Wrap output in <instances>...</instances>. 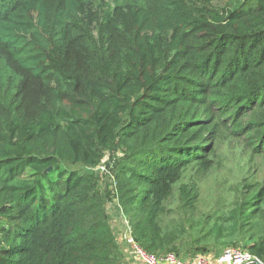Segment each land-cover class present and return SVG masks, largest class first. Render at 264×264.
<instances>
[{
  "label": "trees",
  "instance_id": "16d2710c",
  "mask_svg": "<svg viewBox=\"0 0 264 264\" xmlns=\"http://www.w3.org/2000/svg\"><path fill=\"white\" fill-rule=\"evenodd\" d=\"M222 139L264 155V0H0V264H123L114 203L158 253L178 184L192 256L264 261V181L182 182Z\"/></svg>",
  "mask_w": 264,
  "mask_h": 264
},
{
  "label": "rangeland",
  "instance_id": "374dc122",
  "mask_svg": "<svg viewBox=\"0 0 264 264\" xmlns=\"http://www.w3.org/2000/svg\"><path fill=\"white\" fill-rule=\"evenodd\" d=\"M240 143V141L238 140ZM230 139H222L216 145V152L213 155V163L206 170L199 174L193 170H189L182 182L195 183L199 196L197 199V208L201 212L217 209L218 206L227 199L233 197L232 192L240 180L245 177L249 179H256L264 181V155H251L250 148L245 152L243 143L239 144ZM107 157L104 158L99 168L103 170V178H108L111 175V167L113 163L107 164ZM253 176V177H252ZM180 191L179 184L174 188L173 195L170 197L168 206L171 207L165 214H163L161 224L166 232L169 234L171 241L167 248L159 251L166 252L173 250L176 246H185L190 244L182 250V254L190 255L187 258L194 257V238L196 233H193L189 228L187 222L188 217L185 215V209L179 207ZM111 224L116 235L123 243L121 250L123 264H135L126 254V247L123 240L125 233V219L129 218L122 213H118L117 203L110 204ZM211 248H219L220 245L212 244ZM188 251V252H187ZM170 252V251H169ZM174 252V251H172ZM211 254H214L211 252ZM197 255V254H196ZM182 256V255H181ZM183 256V257H184ZM186 258V257H185Z\"/></svg>",
  "mask_w": 264,
  "mask_h": 264
},
{
  "label": "built area",
  "instance_id": "2783aa9c",
  "mask_svg": "<svg viewBox=\"0 0 264 264\" xmlns=\"http://www.w3.org/2000/svg\"><path fill=\"white\" fill-rule=\"evenodd\" d=\"M125 224L123 240L126 254L135 264H264V261L250 251L235 246L227 247L217 255L201 253L190 258H185L172 251L149 253L135 239L133 229L127 219H125Z\"/></svg>",
  "mask_w": 264,
  "mask_h": 264
},
{
  "label": "water",
  "instance_id": "95a60500",
  "mask_svg": "<svg viewBox=\"0 0 264 264\" xmlns=\"http://www.w3.org/2000/svg\"><path fill=\"white\" fill-rule=\"evenodd\" d=\"M257 261V263H259V261L258 260H256Z\"/></svg>",
  "mask_w": 264,
  "mask_h": 264
}]
</instances>
